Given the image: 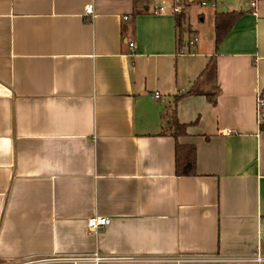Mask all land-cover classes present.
I'll list each match as a JSON object with an SVG mask.
<instances>
[{
    "label": "crops",
    "instance_id": "crops-1",
    "mask_svg": "<svg viewBox=\"0 0 264 264\" xmlns=\"http://www.w3.org/2000/svg\"><path fill=\"white\" fill-rule=\"evenodd\" d=\"M172 2L0 0V264H264V0H189L181 51Z\"/></svg>",
    "mask_w": 264,
    "mask_h": 264
},
{
    "label": "trees",
    "instance_id": "trees-1",
    "mask_svg": "<svg viewBox=\"0 0 264 264\" xmlns=\"http://www.w3.org/2000/svg\"><path fill=\"white\" fill-rule=\"evenodd\" d=\"M142 0H134V9L133 13H140L139 10L136 9L137 2H140ZM145 2H148L149 0H144ZM183 4L186 6H189L191 2L189 0H183ZM241 16L238 12H228V13H217L214 17V48L217 50L219 45L222 43L224 38L229 34V32L234 27V24ZM175 27L177 30V47L178 51H181L182 47L186 46V37H189L191 34V27L187 24V17L185 12H181L179 15L175 14ZM215 74V62L212 60L209 61L207 66L204 68V70L201 72V75L198 77V79L193 83V85L190 87L189 90H187L186 95H199L202 90L203 82L211 81ZM201 79V80H200ZM202 90V91H201ZM201 91V92H200ZM205 93V92H204ZM218 95V90L216 88L211 89V91L206 94L207 100L211 105H215L216 103V97ZM181 97H176L174 99V103H176ZM174 109L171 108L170 110L166 111L165 113V120L166 123L170 126V134L171 136L178 140V138L184 136L186 133V129L188 126L192 124H180L176 121ZM264 120V118H263ZM264 127V121L260 125V128ZM175 171L177 176H193L195 175V150L192 146H180L176 144L175 147Z\"/></svg>",
    "mask_w": 264,
    "mask_h": 264
},
{
    "label": "built area",
    "instance_id": "built-area-1",
    "mask_svg": "<svg viewBox=\"0 0 264 264\" xmlns=\"http://www.w3.org/2000/svg\"><path fill=\"white\" fill-rule=\"evenodd\" d=\"M251 6H253V4L251 3ZM183 0H173L172 2V7H171V11L176 14L179 15L181 12H183ZM163 9H158L157 12H162ZM84 16H91L92 15V7L86 6L84 9ZM189 46H194L195 45V38H192L189 42ZM130 46L132 47L133 44H130ZM159 95L155 94V98H158ZM256 117L257 120L259 121V123H263V118H264V98H262V96H258L256 101ZM224 134H231V131H225ZM110 219L107 217H94L91 218V220H88L87 222V229L88 232H93V231H97V230H102L105 227H107V225L110 223ZM63 261L68 262L70 264H81V263H99V262H103L106 261L105 259H102L100 257L94 256L92 258H76V259H68V258H64Z\"/></svg>",
    "mask_w": 264,
    "mask_h": 264
}]
</instances>
